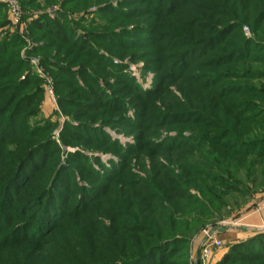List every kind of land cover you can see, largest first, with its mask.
Wrapping results in <instances>:
<instances>
[{
	"label": "rangeland",
	"instance_id": "rangeland-1",
	"mask_svg": "<svg viewBox=\"0 0 264 264\" xmlns=\"http://www.w3.org/2000/svg\"><path fill=\"white\" fill-rule=\"evenodd\" d=\"M262 155L264 0H0V264H264ZM137 183L189 242L135 250Z\"/></svg>",
	"mask_w": 264,
	"mask_h": 264
},
{
	"label": "trees",
	"instance_id": "trees-1",
	"mask_svg": "<svg viewBox=\"0 0 264 264\" xmlns=\"http://www.w3.org/2000/svg\"><path fill=\"white\" fill-rule=\"evenodd\" d=\"M264 156V155H262ZM261 156V157H262ZM121 176V175H120ZM122 179L123 176H122ZM126 179L123 180L125 182ZM129 181H126L124 183L125 186H128ZM141 182V181H139ZM133 191L136 193V202L137 204L143 207H139L137 209V215L136 219L137 220H142L143 219V214L147 213L146 218H149L152 222L153 225H155V230H151L150 233H146L144 229H136L134 231V234H136L137 238H147L146 234H149L148 238H151V241L153 242L154 245H151L152 247H148L147 245L146 248L144 249V245H137L136 251L137 252H148L150 251V254L155 253V254H162V251L168 250L169 247L172 246L173 243L175 242H184L185 244L189 242L191 238V234L193 232V229H191V224H194L196 220H193L192 212L191 210L186 206L183 205V211L182 214L185 218H189L190 220V227L187 226L185 229H180V222H179V217H177L175 209L176 204H183L180 202L186 201L187 205L189 206H195L196 203L195 201H191L188 199L186 195L179 196L180 198L177 199L172 193V191L169 188H164L161 189V187H156V191H153L154 193H150V191L145 188L141 183L135 184V186L131 187ZM125 229H123L124 231ZM122 232L121 236H127ZM145 232V233H144ZM148 232V231H147ZM134 238V237H132ZM258 239V244H261V240ZM174 241V242H173ZM240 244V245H239ZM235 243L231 249L234 251L236 248H243L245 245L242 243ZM257 244V243H255ZM133 249V247H131ZM229 258V253H227L222 263Z\"/></svg>",
	"mask_w": 264,
	"mask_h": 264
},
{
	"label": "built area",
	"instance_id": "built-area-1",
	"mask_svg": "<svg viewBox=\"0 0 264 264\" xmlns=\"http://www.w3.org/2000/svg\"><path fill=\"white\" fill-rule=\"evenodd\" d=\"M258 210H264V195L258 203ZM224 247V241L217 235H214L213 232L206 231L197 260H200L203 264H209L211 261H214Z\"/></svg>",
	"mask_w": 264,
	"mask_h": 264
},
{
	"label": "crops",
	"instance_id": "crops-1",
	"mask_svg": "<svg viewBox=\"0 0 264 264\" xmlns=\"http://www.w3.org/2000/svg\"><path fill=\"white\" fill-rule=\"evenodd\" d=\"M220 237H222V238H224L225 240H228V241H230L231 239H233L235 241V239L238 238L234 234H223Z\"/></svg>",
	"mask_w": 264,
	"mask_h": 264
}]
</instances>
